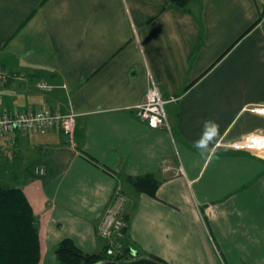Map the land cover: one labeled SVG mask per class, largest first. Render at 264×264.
I'll return each instance as SVG.
<instances>
[{
	"label": "crops",
	"instance_id": "0c3cea01",
	"mask_svg": "<svg viewBox=\"0 0 264 264\" xmlns=\"http://www.w3.org/2000/svg\"><path fill=\"white\" fill-rule=\"evenodd\" d=\"M172 1L0 0V67L17 75L0 86V111L76 114L74 146L60 131L0 134V183L38 218L39 264L57 263L64 238L99 252L118 189L139 254L235 264V242L222 247L232 227L254 233L237 245L243 264H264V213L250 214L264 207V156L229 147L264 133L251 111L264 105V0ZM151 77L170 129L135 114ZM146 174L155 197L129 181Z\"/></svg>",
	"mask_w": 264,
	"mask_h": 264
},
{
	"label": "trees",
	"instance_id": "16d2710c",
	"mask_svg": "<svg viewBox=\"0 0 264 264\" xmlns=\"http://www.w3.org/2000/svg\"><path fill=\"white\" fill-rule=\"evenodd\" d=\"M172 2L186 8L190 0ZM129 181L137 191L156 196L159 183L152 174L130 178ZM124 220L127 223L122 229L124 238L116 239L113 243L101 240L104 243L99 252L86 253L71 238L62 239L54 247L56 264H102L104 261L123 263L141 256L165 264L155 255H134L136 249L128 239L127 215ZM40 260L38 218L29 200L21 188L0 183V264H39Z\"/></svg>",
	"mask_w": 264,
	"mask_h": 264
},
{
	"label": "built area",
	"instance_id": "2783aa9c",
	"mask_svg": "<svg viewBox=\"0 0 264 264\" xmlns=\"http://www.w3.org/2000/svg\"><path fill=\"white\" fill-rule=\"evenodd\" d=\"M15 73L0 67V86H4L10 78H16ZM41 89H50L46 83H40ZM173 99H171L172 101ZM161 96L157 83L151 77L150 85L145 93L144 101L135 108L136 116L147 122L150 127H166L170 129L166 103ZM251 111L264 114V105L255 106ZM76 125V114L74 112H62L51 110L46 107L16 112L0 111V134H11L15 132H32L45 134L50 131L64 133L73 143V134ZM235 151L248 152L256 156H264V133L254 132L245 135L241 139L229 144ZM38 172L43 173V169ZM124 200L118 189L111 204L105 211L99 225V237L113 243L116 239L124 238L123 227L127 226L123 216Z\"/></svg>",
	"mask_w": 264,
	"mask_h": 264
},
{
	"label": "rangeland",
	"instance_id": "374dc122",
	"mask_svg": "<svg viewBox=\"0 0 264 264\" xmlns=\"http://www.w3.org/2000/svg\"><path fill=\"white\" fill-rule=\"evenodd\" d=\"M39 87V86H38ZM5 182V181H4ZM231 210H233L234 209V207L233 206H230L229 207ZM243 209L244 208H242V209H237L235 212H233L234 213V215L235 214H237V215H242V214H245V213H243ZM250 210H251V212H250V214H260V215H262L263 213H264V207L263 206H260L259 205V203H257L256 204V209L255 208H253V207H250ZM232 212H228V213H225V214H231ZM257 218H262L261 216H257ZM209 224V223H208ZM263 224V223H262ZM209 226H211V224L209 225ZM212 227V226H211ZM210 227V229H212ZM213 230V229H212ZM231 232H233L232 231V227H228L227 228V234L229 235L225 240V242L227 243L226 244V246L225 245H223L222 247H226V248H230V245L233 243V242H235V244L229 249V250H233V253L235 254V264H236V262H238L239 264H243L244 263V261H247L246 260V258H244V256L243 255H241V254H239L238 252H237V250H236V248H237V245L239 244V242H242V241H248V240H250L249 238H251V237H253V235H254V233H252L251 235H246V234H244V233H241V232H235V233H233V234H235V235H233V234H230ZM97 236H98V238H99V235L97 234ZM100 240H104L103 238H99ZM260 240L257 238V242H259ZM216 243H217V240H216ZM257 244H255V245H253V244H251V246L252 247H254V246H256ZM217 246H221V244L220 243H217ZM259 255H257V257H258ZM248 258V257H247ZM245 259V260H244ZM246 264H248V263H246Z\"/></svg>",
	"mask_w": 264,
	"mask_h": 264
},
{
	"label": "water",
	"instance_id": "95a60500",
	"mask_svg": "<svg viewBox=\"0 0 264 264\" xmlns=\"http://www.w3.org/2000/svg\"><path fill=\"white\" fill-rule=\"evenodd\" d=\"M134 255L139 256V253L135 252ZM102 264H162V263L148 257H139L132 261H127L123 263H119L118 261H104Z\"/></svg>",
	"mask_w": 264,
	"mask_h": 264
}]
</instances>
